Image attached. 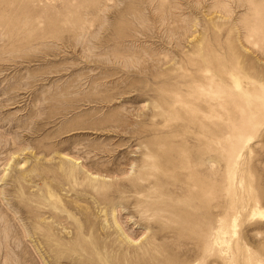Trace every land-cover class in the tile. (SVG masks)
<instances>
[{
    "label": "rangeland",
    "instance_id": "374dc122",
    "mask_svg": "<svg viewBox=\"0 0 264 264\" xmlns=\"http://www.w3.org/2000/svg\"><path fill=\"white\" fill-rule=\"evenodd\" d=\"M264 0H0V264H264Z\"/></svg>",
    "mask_w": 264,
    "mask_h": 264
},
{
    "label": "bare ground",
    "instance_id": "6f19581e",
    "mask_svg": "<svg viewBox=\"0 0 264 264\" xmlns=\"http://www.w3.org/2000/svg\"><path fill=\"white\" fill-rule=\"evenodd\" d=\"M259 215H260L262 218H264V209H261V210L259 211Z\"/></svg>",
    "mask_w": 264,
    "mask_h": 264
}]
</instances>
